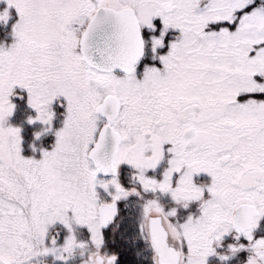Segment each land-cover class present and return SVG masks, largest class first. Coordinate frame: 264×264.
Segmentation results:
<instances>
[{
  "label": "snow or ice",
  "instance_id": "6c2138e0",
  "mask_svg": "<svg viewBox=\"0 0 264 264\" xmlns=\"http://www.w3.org/2000/svg\"><path fill=\"white\" fill-rule=\"evenodd\" d=\"M0 264H264V0H0Z\"/></svg>",
  "mask_w": 264,
  "mask_h": 264
}]
</instances>
